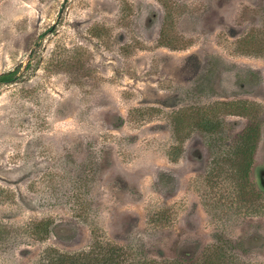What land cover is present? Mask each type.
<instances>
[{
	"label": "rangeland",
	"instance_id": "1",
	"mask_svg": "<svg viewBox=\"0 0 264 264\" xmlns=\"http://www.w3.org/2000/svg\"><path fill=\"white\" fill-rule=\"evenodd\" d=\"M9 72L0 264L94 233L126 264L202 262L217 245L264 264V0H0Z\"/></svg>",
	"mask_w": 264,
	"mask_h": 264
},
{
	"label": "trees",
	"instance_id": "2",
	"mask_svg": "<svg viewBox=\"0 0 264 264\" xmlns=\"http://www.w3.org/2000/svg\"><path fill=\"white\" fill-rule=\"evenodd\" d=\"M164 8L166 11L167 6L165 5ZM166 13L158 40L161 45L172 47L171 43L168 41V11H166ZM243 41L244 40H242L241 43ZM17 78L16 73L9 72L0 76V83L14 82ZM255 131V126H249L244 135L243 145H241L244 147L241 148L242 152L240 153L245 158H249L252 154V149L249 147L255 140ZM49 230L50 229L46 228L43 232L50 233ZM34 234L42 236L39 231L34 230ZM127 251L126 247L105 240L94 233L93 241L86 248L67 252L54 247H47L40 254L35 264H126L128 259ZM197 259L199 258L185 259L184 261L174 260L170 262L149 260L145 262H135L133 264H242L229 261L225 248L220 245L215 246L206 255L204 261L199 262Z\"/></svg>",
	"mask_w": 264,
	"mask_h": 264
},
{
	"label": "flooded vegetation",
	"instance_id": "3",
	"mask_svg": "<svg viewBox=\"0 0 264 264\" xmlns=\"http://www.w3.org/2000/svg\"><path fill=\"white\" fill-rule=\"evenodd\" d=\"M261 179L264 181V173L262 174Z\"/></svg>",
	"mask_w": 264,
	"mask_h": 264
},
{
	"label": "water",
	"instance_id": "4",
	"mask_svg": "<svg viewBox=\"0 0 264 264\" xmlns=\"http://www.w3.org/2000/svg\"><path fill=\"white\" fill-rule=\"evenodd\" d=\"M67 0H64V4H66Z\"/></svg>",
	"mask_w": 264,
	"mask_h": 264
}]
</instances>
